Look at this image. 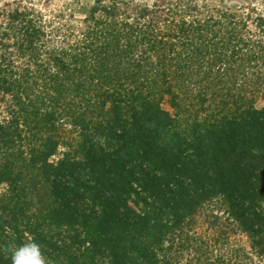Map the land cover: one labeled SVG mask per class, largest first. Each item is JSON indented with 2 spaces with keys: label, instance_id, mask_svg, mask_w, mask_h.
I'll return each mask as SVG.
<instances>
[{
  "label": "trees",
  "instance_id": "obj_1",
  "mask_svg": "<svg viewBox=\"0 0 264 264\" xmlns=\"http://www.w3.org/2000/svg\"><path fill=\"white\" fill-rule=\"evenodd\" d=\"M102 1L79 36L0 11V264L27 237L49 264H264L261 42L248 53L246 36L190 22L188 7L165 37L148 10L118 21L122 3ZM236 70L237 95L218 89L206 109ZM235 228L250 250L224 259Z\"/></svg>",
  "mask_w": 264,
  "mask_h": 264
},
{
  "label": "rangeland",
  "instance_id": "obj_2",
  "mask_svg": "<svg viewBox=\"0 0 264 264\" xmlns=\"http://www.w3.org/2000/svg\"><path fill=\"white\" fill-rule=\"evenodd\" d=\"M96 1L97 0H0V11L3 9L12 10L15 8L28 11L33 10L38 13V15L42 16V20L45 22L46 26H48L46 29L47 34H49L52 28H58L63 25L65 29L79 36L84 34L87 28L94 24V17L91 19L90 11L95 6ZM102 2L104 6H108L113 2L122 3L118 7V11H120V14H117L118 21H125L126 17L138 18L140 12L148 10L146 13L147 17L142 20V23L154 24L165 37L177 33L176 28H174L177 25L176 21H178L181 18L180 15L183 14V7H188L192 11H187L182 16L184 19L190 22L197 21L204 23L208 18H213L215 21L220 22L219 25L222 26V29L223 27L233 29L238 32L240 38L244 40V36H246V38H248V43L246 44L248 47L246 50L251 49V44H256V42H261V47L264 48V37H261L256 27L259 20H261V24H264V0H103ZM177 5H181V8H178ZM168 9L171 11L169 12ZM118 15H120V17H118ZM223 15L234 17V22H236L237 26H227L228 24L223 19ZM101 16L102 14H98L96 18H101ZM129 23H132L131 19ZM247 34H250V37H248ZM52 40L56 41L53 36L51 41ZM181 41L180 39L173 42L178 44ZM198 45H200V43ZM182 52L186 53L188 49L185 48ZM247 52L249 53V50ZM221 66L223 67V65ZM236 74L237 70L234 71L233 74L228 73L217 87L205 94L207 95L206 98L209 99L205 104L206 109L210 107V102L213 98V96H211L212 92H216L218 89H227L231 95H237ZM232 78L234 81L236 79L235 83L232 81ZM193 89H195V87H193ZM258 90V93L253 96V103L255 108L261 109L264 108V89ZM195 92L198 93L199 89H195ZM180 96L185 98L183 95ZM163 99L162 107L171 114H174V112L176 113L169 102H167L169 98L164 97ZM2 108L3 106L0 105V120L6 116ZM6 189L7 187L5 184L0 185V197L5 193ZM235 229L236 231H233L234 234L228 236V243L217 247L216 252H218L220 256H224V259H228L237 249L245 251L250 250L248 239L241 234L237 228ZM207 230L208 225L202 224L201 231L204 233ZM208 234L212 236L213 233L209 231Z\"/></svg>",
  "mask_w": 264,
  "mask_h": 264
},
{
  "label": "clouds",
  "instance_id": "obj_3",
  "mask_svg": "<svg viewBox=\"0 0 264 264\" xmlns=\"http://www.w3.org/2000/svg\"><path fill=\"white\" fill-rule=\"evenodd\" d=\"M5 252H10L11 264H49L39 244L27 237L19 246L9 242L4 246Z\"/></svg>",
  "mask_w": 264,
  "mask_h": 264
}]
</instances>
